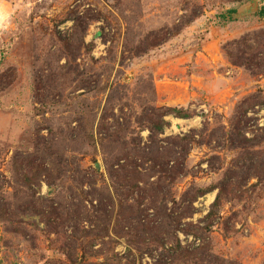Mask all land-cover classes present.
I'll return each mask as SVG.
<instances>
[{
  "label": "rangeland",
  "instance_id": "obj_1",
  "mask_svg": "<svg viewBox=\"0 0 264 264\" xmlns=\"http://www.w3.org/2000/svg\"><path fill=\"white\" fill-rule=\"evenodd\" d=\"M260 5L0 0V264H264Z\"/></svg>",
  "mask_w": 264,
  "mask_h": 264
},
{
  "label": "trees",
  "instance_id": "obj_2",
  "mask_svg": "<svg viewBox=\"0 0 264 264\" xmlns=\"http://www.w3.org/2000/svg\"><path fill=\"white\" fill-rule=\"evenodd\" d=\"M258 1L260 2L261 5L257 11L256 16L259 19H263L264 18V0H258ZM235 14H236V10L231 9V10H228L226 12V14L219 15V18H221L223 20L227 19V21H232L231 17H232V15H235ZM238 47H243V48L246 47L245 39H241L240 41L229 43L225 47L226 56H227L228 60L234 65L243 64V63L239 62L236 59V57L233 55V50H235ZM167 110H168V113L159 114L157 116V120L151 124V127L149 128L151 136L155 137L157 134L159 135L163 131V127L167 126V123L162 121V118L164 116L172 115L173 117L179 118V119H186V118L190 117L183 109L169 108ZM186 138L187 137H185L183 139L176 137L177 142L174 143V146H176V147L180 146L181 142L186 141ZM180 149L182 150V153L187 154L188 148L182 147ZM173 154H174V152H173ZM166 167H167V169L155 171V174L157 173L160 175L158 177V179L160 181H163V182L168 181V183L172 185L178 178L183 177L185 174L184 166H183L182 162L174 163V165L172 164V166H169V167H168V164H166ZM217 201H218V197L215 200L214 204L211 206V210L208 213L207 217L211 216V212L215 208ZM190 204H192V201H190Z\"/></svg>",
  "mask_w": 264,
  "mask_h": 264
}]
</instances>
